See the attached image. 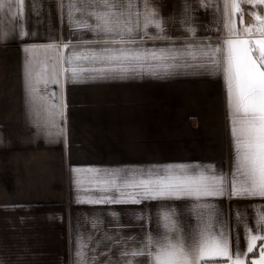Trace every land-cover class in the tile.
<instances>
[{"label": "crops", "instance_id": "crops-1", "mask_svg": "<svg viewBox=\"0 0 264 264\" xmlns=\"http://www.w3.org/2000/svg\"><path fill=\"white\" fill-rule=\"evenodd\" d=\"M68 2L25 0L23 19L10 20L5 15L4 23L0 24V32L4 33L0 38V158L3 162L7 159L5 166L10 168L2 171L0 184V264H77L78 241L86 246L85 252L94 264L110 261L115 264L121 250L117 241L126 237L139 239L150 227L155 229L149 217L154 218L162 205L176 209L183 228L191 229L197 222L190 200L88 203L102 196H115V193L102 192L93 182L106 178L103 171L74 173L72 168L67 175L66 154L62 153L61 157L58 151V147L69 145L71 141L65 131L68 135L69 131L70 135L71 131H135L129 145H135L136 131H144L145 152H130L127 159L122 160H127V168H122L125 166L120 164L119 156L103 157V161L117 162L112 169L146 170L178 163L209 165L215 175L228 178L230 192L233 148L226 92L222 76L210 70L187 67L168 74L144 71L104 79H94L93 73L85 71L79 82L62 77L60 86L50 84L47 89L41 86V93L48 97L50 105L61 103L63 106V116L56 121L59 129H63L62 134H58L56 127H49L50 134H46V121L51 123L55 118L47 117L44 112L37 117L26 104L23 70L27 54L24 48L35 46L37 60L44 61L50 55L46 51L50 45L69 44L65 55L73 50L99 47L85 43L94 39L91 32L77 30L74 23L70 25ZM150 2L163 20L166 38L145 39L146 48H182L186 44L207 43L209 38L212 43L217 42L214 7L202 8L199 0ZM185 5L191 9L189 23L196 29L194 36L180 23ZM21 31L25 33L23 37ZM149 32L154 34L155 29L150 28ZM77 63L85 68L91 66V61ZM188 63L195 61L189 58ZM48 64L50 70V60ZM153 131H161L159 154L151 152ZM90 140L81 139L80 145H88ZM4 147L12 151L5 152ZM25 147H31L29 151L38 154L32 163L31 176L19 160L11 157L13 154H8L17 156ZM98 158L88 161H101ZM89 168H94V164L77 169ZM58 173L63 182L70 177L68 193L72 200L64 196L56 198L61 190L58 189ZM75 178H79V185ZM27 183L31 185L25 191L27 200H21L24 190L20 187L24 185L25 189ZM208 203L215 214L214 230L222 228L233 246L239 236L241 248H246L244 225L255 228L257 212L264 213V198L241 199L225 194L210 198Z\"/></svg>", "mask_w": 264, "mask_h": 264}, {"label": "snow or ice", "instance_id": "snow-or-ice-1", "mask_svg": "<svg viewBox=\"0 0 264 264\" xmlns=\"http://www.w3.org/2000/svg\"><path fill=\"white\" fill-rule=\"evenodd\" d=\"M25 0H0V24L7 15L10 20L23 19ZM200 7H214L216 43L211 38L199 45L186 44L182 48L148 49L145 39H165L164 23L150 0H69L67 4L70 25L77 30L92 33L88 44L98 48L73 50L65 55L69 44L50 45L49 56L38 61L37 49L25 47L27 59L23 70L26 104L31 113L41 112L49 118V127L59 129L63 116L61 103L50 105L41 93L50 84L61 85V78L79 82L82 74L93 73L92 78H123L129 73L149 71L164 73L187 67L210 70L223 78L226 92L227 116L233 148V171L230 181L215 175L211 166L200 164H166L148 169H104L106 178L93 181L102 196L87 201L92 204H140L143 201H192L191 212L196 224L191 229L181 226L174 207L161 206L155 217H149L150 227L142 238H121L115 264H264V213L257 212L255 228L244 225L246 248H241L239 236L235 244L221 228L214 230L213 206L210 198L229 194L232 198H264V0H199ZM249 6V11L245 10ZM63 8L64 5H61ZM190 6L185 5L180 23L190 36L196 29L189 23ZM250 15L252 24H244V15ZM155 29V33L149 29ZM4 35L0 32V38ZM23 37L25 33L21 31ZM195 48L197 51H190ZM195 61L189 64L188 59ZM51 61L50 70L48 61ZM78 61H91L83 67ZM40 64V71L37 65ZM67 65V66H65ZM68 74V75H65ZM55 111L52 112L51 109ZM59 129L58 134H62ZM100 173V169H77ZM83 202V201H78ZM78 241L77 264H94ZM258 249V254L257 250ZM109 264H112L110 261Z\"/></svg>", "mask_w": 264, "mask_h": 264}, {"label": "rangeland", "instance_id": "rangeland-1", "mask_svg": "<svg viewBox=\"0 0 264 264\" xmlns=\"http://www.w3.org/2000/svg\"><path fill=\"white\" fill-rule=\"evenodd\" d=\"M248 6V5H245ZM250 18L252 19V17L250 16ZM243 22L244 24H249L248 22L245 21V15L243 17ZM253 23V19L250 22V24ZM134 132L135 131H71L72 135H70V131H69V135L68 132L65 131V135L67 137H71V141L69 143V145H65L62 147H58V151H59V155L61 156L62 153L66 154V162H67V175L68 172L71 171V169L73 168H78L79 166H86V164H94V168L96 169H100L101 171H103L104 169H112V165H116L117 162H113L112 160H108L105 161L107 158L113 159L115 156H119L120 157V164L122 166V168H127V160L126 161H122L124 159H127L128 154L131 152L133 153L134 150H142V152H145L144 148V131H136V136L135 138H137L136 142L134 143L135 145H129V142L132 138H130L131 136H134ZM65 136V137H66ZM161 131H153L152 133V151L149 148V151L153 152L154 154H159L160 153V146L162 143L161 140ZM166 137V136H165ZM91 138L92 140H90V144L88 145H80V141L81 139H88ZM141 138V139H139ZM86 141V140H85ZM120 143H119V142ZM132 141V140H131ZM119 143V144H118ZM116 144V145H115ZM7 148L5 150V152H9L12 151L10 150L8 147H4ZM26 149H21L18 153L19 155L16 156V153H8V154H13V156H11L13 159L15 160H19L22 165L25 167V170H28V174L29 176H31L30 174V170L33 169V161H36V156L38 154H33L29 151V149L31 147H25ZM2 149V148H1ZM9 150V151H8ZM24 150V151H23ZM22 151V152H21ZM1 152V151H0ZM15 156V157H14ZM59 156V157H60ZM10 157V156H8ZM62 157V156H61ZM94 157H99L98 159H101V161L99 162H95L94 161H88V159H93ZM106 158L103 159L102 158ZM87 159V160H86ZM7 159H4V162L1 161L0 158V184H2V171H7L10 168H7L5 166V161ZM60 160V159H59ZM118 164V163H117ZM126 164V165H125ZM3 167V170H2ZM58 167V166H57ZM59 175V179H58V189H61L57 192L56 194V198L60 199L64 196V198H66L68 200V198L71 197V195L68 193L69 192V179L70 177H66V182H63V179L61 177V175L58 173ZM97 177V176H96ZM32 178V177H30ZM29 178V179H30ZM74 179V177H73ZM72 179V180H73ZM77 179V184L79 185V178H75ZM22 183V182H21ZM30 183H27L26 188L24 189V185H21V189L24 190L21 200L26 199L25 196H27L28 194H26L25 191L27 188L29 189V187H31V185H29ZM33 185H35V183H32ZM68 184V185H67ZM67 188V190L65 189V191L67 192H63V189ZM95 197H97L96 194H94ZM1 196V195H0ZM21 196V195H20ZM68 197V198H67ZM72 200V198H70ZM27 200V199H26ZM27 202V201H26Z\"/></svg>", "mask_w": 264, "mask_h": 264}, {"label": "bare ground", "instance_id": "bare-ground-1", "mask_svg": "<svg viewBox=\"0 0 264 264\" xmlns=\"http://www.w3.org/2000/svg\"><path fill=\"white\" fill-rule=\"evenodd\" d=\"M249 10H250L249 8L246 9V11H249ZM246 21L250 24V22L252 21V19L250 18V15H248V19Z\"/></svg>", "mask_w": 264, "mask_h": 264}, {"label": "trees", "instance_id": "trees-1", "mask_svg": "<svg viewBox=\"0 0 264 264\" xmlns=\"http://www.w3.org/2000/svg\"><path fill=\"white\" fill-rule=\"evenodd\" d=\"M256 251H257V254H258V249H257ZM252 258H254V257L250 254L249 257H248V264H249V261H250Z\"/></svg>", "mask_w": 264, "mask_h": 264}, {"label": "built area", "instance_id": "built-area-1", "mask_svg": "<svg viewBox=\"0 0 264 264\" xmlns=\"http://www.w3.org/2000/svg\"><path fill=\"white\" fill-rule=\"evenodd\" d=\"M245 7V10L247 9V8H249V6H244ZM248 19V15L246 14L245 15V21ZM247 22V21H246Z\"/></svg>", "mask_w": 264, "mask_h": 264}]
</instances>
